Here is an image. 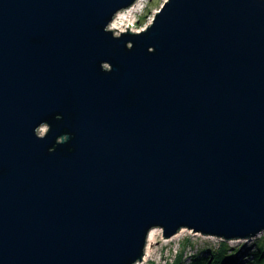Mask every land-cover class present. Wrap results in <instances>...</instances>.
<instances>
[{"label": "water", "instance_id": "95a60500", "mask_svg": "<svg viewBox=\"0 0 264 264\" xmlns=\"http://www.w3.org/2000/svg\"><path fill=\"white\" fill-rule=\"evenodd\" d=\"M135 1L0 0V264L264 233V0Z\"/></svg>", "mask_w": 264, "mask_h": 264}, {"label": "rangeland", "instance_id": "374dc122", "mask_svg": "<svg viewBox=\"0 0 264 264\" xmlns=\"http://www.w3.org/2000/svg\"><path fill=\"white\" fill-rule=\"evenodd\" d=\"M166 0H144L139 5L135 17L131 15L129 26L138 21L137 29L144 28L148 21L153 19L155 12ZM134 25V24H133ZM44 128V132L39 131ZM37 134L42 136L46 133L47 127L41 126ZM155 229V228H154ZM156 236V243L152 246L153 254L147 264H192L193 258L199 257L203 261L213 263L216 256L222 255V264H250L252 256L256 253V246L260 241H264V233L247 242L223 243L216 239L203 238L183 230L175 238L168 239L167 242L162 237V230ZM145 249V247H144ZM206 250V251H205Z\"/></svg>", "mask_w": 264, "mask_h": 264}, {"label": "bare ground", "instance_id": "6f19581e", "mask_svg": "<svg viewBox=\"0 0 264 264\" xmlns=\"http://www.w3.org/2000/svg\"><path fill=\"white\" fill-rule=\"evenodd\" d=\"M143 1L144 0H136L135 3L132 4L130 7H128L127 9L121 10L117 14H115L113 19L109 23L107 29L108 30H112L114 35H118L119 33L127 31L126 29H128V27L130 25L127 26V27L125 25L130 22L131 15L133 13L137 12L138 5H139L138 3H142ZM148 25H149V23H148ZM148 25H145V27H147ZM144 28H143V30H144ZM128 31H130V30H128ZM140 31H142V30H140ZM130 32H134V31H130ZM134 33H137V32H134ZM39 131H41V133H43L44 132V128H40ZM158 230H159L158 228H155V229H152V230L149 231V233L147 235V238H146L144 254H143L141 260L136 262L135 264H147L148 261L151 259L152 254H153L152 246H154V244L156 243L155 239H156V236H157V234L159 232ZM182 231L183 230L179 231L173 238H175L176 236L180 235V233ZM162 241L163 242H167L168 239H165V241L164 240H162Z\"/></svg>", "mask_w": 264, "mask_h": 264}, {"label": "trees", "instance_id": "16d2710c", "mask_svg": "<svg viewBox=\"0 0 264 264\" xmlns=\"http://www.w3.org/2000/svg\"><path fill=\"white\" fill-rule=\"evenodd\" d=\"M138 23V21H137ZM206 251V250H205ZM252 256V262L250 264H264V241H260L256 246V253ZM222 255L216 256L213 263H208L202 260V258L194 257L192 264H222Z\"/></svg>", "mask_w": 264, "mask_h": 264}, {"label": "built area", "instance_id": "2783aa9c", "mask_svg": "<svg viewBox=\"0 0 264 264\" xmlns=\"http://www.w3.org/2000/svg\"><path fill=\"white\" fill-rule=\"evenodd\" d=\"M139 5L140 4H143V2L142 3H138ZM139 5H138V9H139ZM137 12H138V10H137ZM137 12H135V13H133L132 14V17L134 16L135 17V15H137L136 13ZM151 21H152V19H150L149 21H148V23L150 24L151 23ZM134 24V25H133ZM133 24H131L129 27H128V30H130V31H134V32H139L140 30H143V28H139V29H137V21H136V23H133ZM127 30V29H126Z\"/></svg>", "mask_w": 264, "mask_h": 264}]
</instances>
